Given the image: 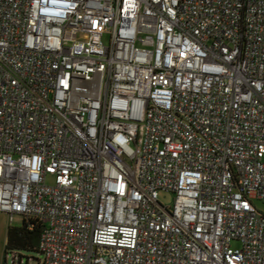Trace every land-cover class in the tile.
<instances>
[{
  "label": "built area",
  "instance_id": "2783aa9c",
  "mask_svg": "<svg viewBox=\"0 0 264 264\" xmlns=\"http://www.w3.org/2000/svg\"><path fill=\"white\" fill-rule=\"evenodd\" d=\"M254 198L264 0H0V211L42 264H264Z\"/></svg>",
  "mask_w": 264,
  "mask_h": 264
},
{
  "label": "rangeland",
  "instance_id": "374dc122",
  "mask_svg": "<svg viewBox=\"0 0 264 264\" xmlns=\"http://www.w3.org/2000/svg\"><path fill=\"white\" fill-rule=\"evenodd\" d=\"M48 182H54V176H48ZM175 195L172 192L160 191L159 199L162 203L167 206H171L174 203ZM256 208L264 213V201L259 198L252 199ZM24 224V217L22 215L16 214L12 223H9L8 216L6 213L0 211V264H42L41 260L43 255L38 251H29L24 249L8 250L9 254H6V242H7V232L9 227H21ZM239 241H234L233 246H239ZM13 252H16L22 257V262L12 261Z\"/></svg>",
  "mask_w": 264,
  "mask_h": 264
},
{
  "label": "trees",
  "instance_id": "16d2710c",
  "mask_svg": "<svg viewBox=\"0 0 264 264\" xmlns=\"http://www.w3.org/2000/svg\"><path fill=\"white\" fill-rule=\"evenodd\" d=\"M43 226L44 224L41 221L29 219L24 220V224L21 227H9L7 232L6 254H9L8 250L15 249L39 252L38 242Z\"/></svg>",
  "mask_w": 264,
  "mask_h": 264
}]
</instances>
